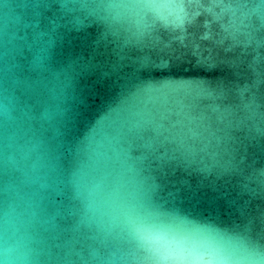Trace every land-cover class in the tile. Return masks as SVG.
<instances>
[{
	"label": "water",
	"instance_id": "obj_1",
	"mask_svg": "<svg viewBox=\"0 0 264 264\" xmlns=\"http://www.w3.org/2000/svg\"><path fill=\"white\" fill-rule=\"evenodd\" d=\"M0 0V264H148L133 221L264 253V0Z\"/></svg>",
	"mask_w": 264,
	"mask_h": 264
},
{
	"label": "clouds",
	"instance_id": "obj_2",
	"mask_svg": "<svg viewBox=\"0 0 264 264\" xmlns=\"http://www.w3.org/2000/svg\"><path fill=\"white\" fill-rule=\"evenodd\" d=\"M138 7L154 9L166 20L184 6L176 0H144ZM133 229L148 264H264V253L207 226L141 218L133 221Z\"/></svg>",
	"mask_w": 264,
	"mask_h": 264
}]
</instances>
